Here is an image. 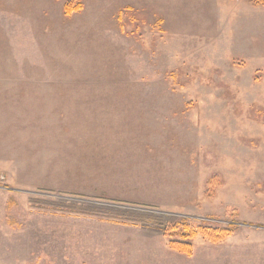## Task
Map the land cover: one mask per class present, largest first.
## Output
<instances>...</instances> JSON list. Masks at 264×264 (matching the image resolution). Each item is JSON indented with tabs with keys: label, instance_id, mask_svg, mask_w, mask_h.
<instances>
[{
	"label": "rangeland",
	"instance_id": "obj_1",
	"mask_svg": "<svg viewBox=\"0 0 264 264\" xmlns=\"http://www.w3.org/2000/svg\"><path fill=\"white\" fill-rule=\"evenodd\" d=\"M72 1L0 0V264H264V5Z\"/></svg>",
	"mask_w": 264,
	"mask_h": 264
},
{
	"label": "trees",
	"instance_id": "obj_2",
	"mask_svg": "<svg viewBox=\"0 0 264 264\" xmlns=\"http://www.w3.org/2000/svg\"><path fill=\"white\" fill-rule=\"evenodd\" d=\"M254 3L259 5H264V0H252ZM75 2V6L71 7V3ZM69 4L65 5L64 13L69 15L75 11L79 12L81 10V5L78 4L79 0H73ZM74 4V3H73ZM134 222H140L143 224L154 225L155 218L142 217L141 219H133ZM236 229L235 224H228L227 226L220 227H193L188 224L186 218H178L170 228L165 229L162 233L168 241V247L170 250L190 257L193 254V246L191 240L194 237L201 236L203 239L210 243L217 244L227 237H229Z\"/></svg>",
	"mask_w": 264,
	"mask_h": 264
},
{
	"label": "crops",
	"instance_id": "obj_3",
	"mask_svg": "<svg viewBox=\"0 0 264 264\" xmlns=\"http://www.w3.org/2000/svg\"><path fill=\"white\" fill-rule=\"evenodd\" d=\"M139 263H151L149 261H145V262H139ZM168 263H188L186 261L182 262V261H177V262H174V261H168Z\"/></svg>",
	"mask_w": 264,
	"mask_h": 264
}]
</instances>
